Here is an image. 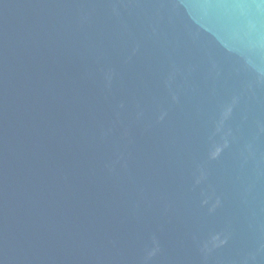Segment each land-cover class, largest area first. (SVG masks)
I'll use <instances>...</instances> for the list:
<instances>
[{"label": "water", "instance_id": "1", "mask_svg": "<svg viewBox=\"0 0 264 264\" xmlns=\"http://www.w3.org/2000/svg\"><path fill=\"white\" fill-rule=\"evenodd\" d=\"M0 264H264V0H0Z\"/></svg>", "mask_w": 264, "mask_h": 264}]
</instances>
